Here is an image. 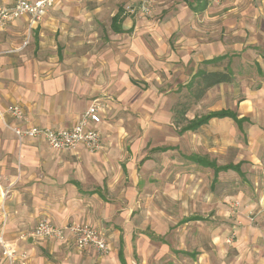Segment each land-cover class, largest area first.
<instances>
[{
  "label": "crops",
  "instance_id": "1",
  "mask_svg": "<svg viewBox=\"0 0 264 264\" xmlns=\"http://www.w3.org/2000/svg\"><path fill=\"white\" fill-rule=\"evenodd\" d=\"M179 1L175 9L158 0L163 4L160 16L165 15L151 27L140 26L143 19L136 20L123 4L117 5L107 30L111 40L106 48L99 47L106 51L103 62L90 57L98 44L96 34L103 36L101 29L91 31L100 7L88 9L82 0L59 1L32 30L28 16L0 28V109L19 104L28 119L20 121L24 127H67L96 98L119 107L118 101L139 87L141 82L132 77L145 76V66L178 76L182 83L174 89L185 86L193 99L174 118L178 133L194 140L192 151L184 157L197 174H212L214 189L221 180L240 178L229 193L226 182L224 193V200L240 201L237 219L226 217L228 206L218 202L213 205L225 216L218 224L210 221L207 211L212 207V193L197 187L189 192L188 213L180 220L191 223L185 244L167 254L171 261H164L169 245L160 230L137 239L119 231L109 258L115 264H132L136 254L131 247L135 245L140 264H264V0H225L221 5L207 0L199 11L186 0ZM12 4L13 0H0V6ZM187 18L192 22L182 25ZM174 33L179 35L176 41ZM202 103L206 109L192 110ZM219 110L234 112L240 120L212 117L196 129H184L196 117ZM14 123L8 112L0 116V184L16 183L5 200V238L27 254L25 264L45 263L44 256L67 254L68 248L77 247L72 240L34 238L31 233L40 220L57 226L88 222L106 231L83 219V209L89 204L102 215L104 204L110 203L103 189L111 184L104 181L107 174L102 163L115 160L114 152L119 151L108 133L113 128L104 118L97 124L103 147L94 156L83 146L59 151L44 140L20 139L9 126ZM175 145H156L152 150L162 154ZM152 160L146 155L140 164ZM122 169L128 178L127 166ZM31 198L33 205L43 207L31 211ZM43 213L50 217L35 221ZM26 214L31 220H18L17 215ZM2 219L0 212V232ZM23 234L26 239H20ZM1 251L0 245V264H4Z\"/></svg>",
  "mask_w": 264,
  "mask_h": 264
},
{
  "label": "rangeland",
  "instance_id": "2",
  "mask_svg": "<svg viewBox=\"0 0 264 264\" xmlns=\"http://www.w3.org/2000/svg\"><path fill=\"white\" fill-rule=\"evenodd\" d=\"M148 1L149 11L145 12L142 9L143 0H82L88 9L100 7L99 18L87 19V21L93 20L92 23L96 25L92 24L95 29H91V31L101 29L105 38L99 37L98 33L96 34L98 44L91 50L90 57L101 60V62L105 59L106 51L100 50L99 47L101 49L106 48L108 41L111 40L107 31L109 19L119 4H123L125 10L132 14L136 20H144L140 26L151 27L153 24L160 23L165 15L164 13L160 16V6L163 4H160L158 0ZM224 1L221 0L216 4L221 5ZM164 3L170 5V8L176 9V4H179L180 1L164 0ZM196 20L202 22V19L196 18ZM191 22L192 20L187 18L181 24L188 25ZM180 29L182 28L180 27ZM178 36L177 33H174L173 40L176 41ZM100 69L105 70V75H107L105 67L102 66ZM161 72L154 67L145 66V76L132 77V80L141 82L139 85L137 84L139 87H135L126 99H120L118 101L119 107L110 101L109 106L106 107L104 121L113 128V131L108 133L113 135V145L115 144L119 151L116 154L114 152L112 158H116L115 160L102 163L107 174L104 181L106 184H111V188L105 187L103 189L106 199L110 203L104 204L102 215H98L87 204L86 209H83L82 218L98 223L106 229L103 231L106 232L110 242L109 249L106 252H99L70 247L67 254H49L44 256L45 263L36 262V264H115L114 260L109 257L115 249L119 231L128 235L129 238L135 236L137 239L144 235L156 233V230L162 232L160 234L162 240L169 245L168 251L166 250L164 253V261L169 262L171 260L167 254H172L176 250V246H184L185 244L183 238L187 235L188 226L191 223H184L180 220L188 213V203L192 198L189 192L197 187L201 190L206 187L212 193L210 199L212 207L207 211L210 221L218 224L219 218L225 216L221 215L218 212V207L213 205L218 202L228 206L229 213L226 214V217L235 216L233 218L237 219L236 214L241 203L235 198H231L230 201L224 200V193L231 192L236 181L240 178L233 177L228 180H221L214 189L210 185L212 174H197L195 170H192L194 166H188L191 163L184 157V154L192 151L193 146L190 144H193L194 140L178 133L179 127L174 118L178 116V114L176 115L178 109L182 108L183 104H189L193 99L185 86H182L183 88L180 90L174 89L178 82L182 83L178 76H170L168 71L164 74ZM170 73L172 74V70ZM115 100L117 101L116 98ZM206 108L203 103L201 107H197V110L192 106V110L196 113ZM117 141H119L118 144ZM173 142H176L177 145L162 154L152 150L156 145H171ZM90 154L94 156L96 152H90ZM146 155L153 160L149 163L140 164V160ZM123 165L128 168V178L123 172ZM262 174L264 176V172ZM206 179L209 180V183ZM1 181L0 175V183ZM226 182L229 183L228 187L225 185ZM15 184V181L11 180L5 186L0 184V191L3 190L5 193L4 196L0 193V212L3 216L1 227L5 226L8 217L5 211V200L12 195ZM220 187H222L221 194H217ZM225 187H227V192ZM34 203L35 201L31 198V211H34L36 207H43L42 205H33ZM38 203L41 204V202ZM89 208L92 211H87ZM27 210H30L29 204ZM17 216L18 220H31L27 214ZM43 217L50 216L43 213L38 215L35 221ZM226 244L230 243L226 242ZM136 250L135 245L131 247L132 254H136L132 264H140L137 257L139 253ZM223 253L225 254V252ZM176 254L178 253L176 252Z\"/></svg>",
  "mask_w": 264,
  "mask_h": 264
},
{
  "label": "built area",
  "instance_id": "3",
  "mask_svg": "<svg viewBox=\"0 0 264 264\" xmlns=\"http://www.w3.org/2000/svg\"><path fill=\"white\" fill-rule=\"evenodd\" d=\"M59 1L63 0H13V4L10 6H0V28H5L17 18L28 16L29 29L32 30ZM148 2V0H143L142 9L145 12L149 11ZM108 106L109 104L103 99H94L77 121L67 127L34 124L21 126L20 121L28 122V119L19 104L10 105L4 110L0 109V116L3 117L7 112L12 116L15 123L9 126L20 139L44 140L51 148L59 151H76L83 146L90 152H97L103 147V137L97 124L103 120ZM0 193L5 195L3 190ZM31 235L37 239L62 242L72 240L79 249L93 248L99 252H106L110 246L106 233L88 222H72L57 226L47 219H43L38 222ZM26 238V234L20 236V239ZM0 245L5 260L4 264H25L27 254L17 247L16 242L6 240L4 227L0 232Z\"/></svg>",
  "mask_w": 264,
  "mask_h": 264
},
{
  "label": "trees",
  "instance_id": "4",
  "mask_svg": "<svg viewBox=\"0 0 264 264\" xmlns=\"http://www.w3.org/2000/svg\"><path fill=\"white\" fill-rule=\"evenodd\" d=\"M186 1L190 4V6L194 10H197V11L203 10L207 3V0H186ZM118 17L119 15L114 16V20H117ZM224 116H232L235 119L240 120L238 119L237 114L234 112H231L229 110H219V111L208 113L206 115H202L200 117H196L195 119L191 120L184 129H196L202 124L208 122L209 119L212 117H224ZM190 157L191 159L196 160V156H190Z\"/></svg>",
  "mask_w": 264,
  "mask_h": 264
}]
</instances>
